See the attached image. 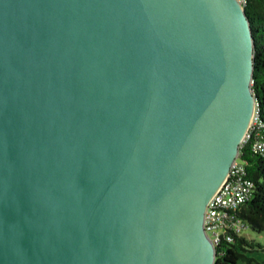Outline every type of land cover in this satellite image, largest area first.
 <instances>
[{"label":"water","instance_id":"95a60500","mask_svg":"<svg viewBox=\"0 0 264 264\" xmlns=\"http://www.w3.org/2000/svg\"><path fill=\"white\" fill-rule=\"evenodd\" d=\"M253 48L236 0H0V264H213Z\"/></svg>","mask_w":264,"mask_h":264},{"label":"trees","instance_id":"16d2710c","mask_svg":"<svg viewBox=\"0 0 264 264\" xmlns=\"http://www.w3.org/2000/svg\"><path fill=\"white\" fill-rule=\"evenodd\" d=\"M244 10L254 41L251 88L259 119L264 124V0H246ZM241 152L253 188L250 198L240 207L238 216L244 222L245 229L264 232V155L254 153L249 148ZM255 252L263 253L264 256V245L251 240L244 233L234 235L232 242L221 244L213 264H264V257H255Z\"/></svg>","mask_w":264,"mask_h":264},{"label":"built area","instance_id":"2783aa9c","mask_svg":"<svg viewBox=\"0 0 264 264\" xmlns=\"http://www.w3.org/2000/svg\"><path fill=\"white\" fill-rule=\"evenodd\" d=\"M244 7L246 0H236ZM264 155V124L253 106L246 132L239 144L238 153L229 166L228 172L206 203L203 216V229L211 242L215 254L224 242H232L234 235L244 233V222L238 216L240 207L250 198L253 182L248 177L241 150Z\"/></svg>","mask_w":264,"mask_h":264},{"label":"rangeland","instance_id":"374dc122","mask_svg":"<svg viewBox=\"0 0 264 264\" xmlns=\"http://www.w3.org/2000/svg\"><path fill=\"white\" fill-rule=\"evenodd\" d=\"M244 234L249 237L251 240L260 243L261 245H264V232H255L251 229H245L244 230ZM255 257L259 258V259H263V253L260 252H255L253 254Z\"/></svg>","mask_w":264,"mask_h":264}]
</instances>
